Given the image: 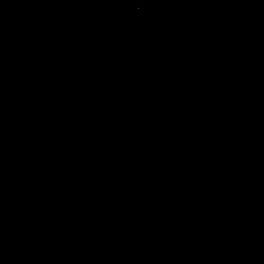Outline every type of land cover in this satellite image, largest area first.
<instances>
[{
  "label": "water",
  "instance_id": "water-1",
  "mask_svg": "<svg viewBox=\"0 0 264 264\" xmlns=\"http://www.w3.org/2000/svg\"><path fill=\"white\" fill-rule=\"evenodd\" d=\"M0 264H264V0H0Z\"/></svg>",
  "mask_w": 264,
  "mask_h": 264
}]
</instances>
